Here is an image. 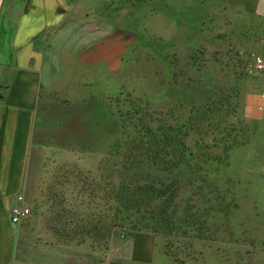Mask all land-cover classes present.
<instances>
[{
    "label": "rangeland",
    "instance_id": "obj_1",
    "mask_svg": "<svg viewBox=\"0 0 264 264\" xmlns=\"http://www.w3.org/2000/svg\"><path fill=\"white\" fill-rule=\"evenodd\" d=\"M191 1L74 0L68 17L80 24L64 25L59 55L48 57L42 72L34 141L47 154L23 219L34 234L54 210L81 215L102 208L89 202L91 179L114 139L128 130L122 114L130 101L162 115L213 93L223 98L239 90L241 101L246 79L258 73L253 58L264 55V18L235 19L210 2ZM239 111L243 143L215 172L219 198L207 204L209 216L199 210L202 230L154 233L153 264H264V120L246 121L241 105ZM188 196V189L181 193L178 209L206 206ZM146 224L139 222L142 232ZM131 233L117 232L107 244ZM68 244L93 253L105 246L92 238Z\"/></svg>",
    "mask_w": 264,
    "mask_h": 264
},
{
    "label": "trees",
    "instance_id": "obj_2",
    "mask_svg": "<svg viewBox=\"0 0 264 264\" xmlns=\"http://www.w3.org/2000/svg\"><path fill=\"white\" fill-rule=\"evenodd\" d=\"M231 93L223 98L213 93L165 115L130 101L122 114L128 130L114 139L91 179L94 196L89 202L102 208L81 215L52 211L47 222L56 241L82 243L92 238L106 246L117 232L141 231V220L153 234L170 235L178 227L188 233L201 231L199 210L209 216L213 206L207 204L219 198L214 194L215 172L243 143L245 128L237 112L240 93ZM187 189L206 206L178 209L177 200Z\"/></svg>",
    "mask_w": 264,
    "mask_h": 264
},
{
    "label": "crops",
    "instance_id": "obj_3",
    "mask_svg": "<svg viewBox=\"0 0 264 264\" xmlns=\"http://www.w3.org/2000/svg\"><path fill=\"white\" fill-rule=\"evenodd\" d=\"M198 1L232 12L235 19L264 18V0ZM73 4L0 0V264H153L155 236L148 231L121 235L93 253L84 245L57 242L47 221L39 234L28 219L10 221L13 198L22 195L30 205L38 192L47 154L45 144L34 141L42 72L48 57L59 55L57 35L64 25L80 24L68 17ZM241 110L246 121L264 120V72L246 79Z\"/></svg>",
    "mask_w": 264,
    "mask_h": 264
},
{
    "label": "built area",
    "instance_id": "obj_4",
    "mask_svg": "<svg viewBox=\"0 0 264 264\" xmlns=\"http://www.w3.org/2000/svg\"><path fill=\"white\" fill-rule=\"evenodd\" d=\"M253 66L256 71L264 72V57L262 55H255ZM30 212V205L25 202L22 195H17L13 198L12 204L9 207V216L12 223H20L30 215Z\"/></svg>",
    "mask_w": 264,
    "mask_h": 264
}]
</instances>
